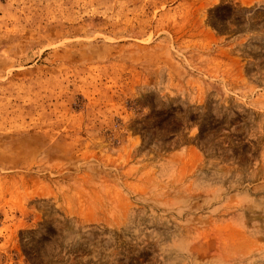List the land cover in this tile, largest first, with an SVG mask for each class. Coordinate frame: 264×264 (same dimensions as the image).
Returning <instances> with one entry per match:
<instances>
[{"label":"rangeland","instance_id":"374dc122","mask_svg":"<svg viewBox=\"0 0 264 264\" xmlns=\"http://www.w3.org/2000/svg\"><path fill=\"white\" fill-rule=\"evenodd\" d=\"M0 264H264V0H0Z\"/></svg>","mask_w":264,"mask_h":264}]
</instances>
